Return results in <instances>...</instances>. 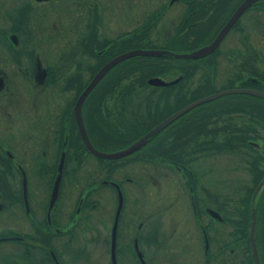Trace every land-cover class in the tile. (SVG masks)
<instances>
[{
    "label": "flooded vegetation",
    "instance_id": "flooded-vegetation-1",
    "mask_svg": "<svg viewBox=\"0 0 264 264\" xmlns=\"http://www.w3.org/2000/svg\"><path fill=\"white\" fill-rule=\"evenodd\" d=\"M149 1L154 5L144 14L145 27L149 28L145 33L153 32L151 21L159 22L166 16L170 24L168 28L167 25L163 27V33H217L243 0ZM102 2L14 0L10 12L3 9L7 0H0V18L4 19L0 27V264H228L230 260L250 264L249 256L253 264L249 244L250 213L247 231L242 227L246 225L242 206L246 208L249 178L237 175L239 188L228 193L224 189L218 197L223 195L225 200L216 198L214 168L210 161L206 162L213 156L210 154L215 148L212 138L204 137L201 143L207 156L200 155L199 151L193 158L184 159L179 155L170 157L163 149L166 143L161 133L168 131V125L152 132L138 148L118 158L96 155L85 145L75 119L74 104L78 87L90 77H83L82 69L88 64L86 57H93L92 68L100 66L123 51L118 45L121 35L131 36V31L121 35L118 32L113 37L102 33ZM263 14L264 0H252L224 33H260L262 38ZM48 16L54 20H49ZM33 18L51 22L82 21L83 30L75 33L73 40L71 33H65L70 36L69 44L56 50L52 57L53 51L41 48L35 41L34 37L39 34L30 33L28 23ZM42 35L52 38L59 33ZM248 37L249 42L244 47L262 56V45H254L251 36ZM213 64H217L216 55ZM250 66L253 69L249 70L246 65L245 75L242 73L236 81L241 86L264 92V67ZM66 70H70L68 74ZM104 96L86 95L79 106L87 139L100 151L111 152L128 146L163 118L143 125L146 113L142 115V108L148 99L134 93L113 94V109L107 112ZM94 98L97 102L93 106ZM9 105H13L12 109ZM256 118L257 129L248 132L244 144L259 152L261 145L254 134L260 133L262 140L264 122L261 116L255 115ZM80 148L85 156L81 164L83 169L87 158L91 157L95 159L97 170L95 175L90 174L95 179L89 180V172L82 176V167L77 168L81 185H76L75 194L71 195L75 179L66 166L80 164L77 162ZM142 149L146 154L136 159L137 152ZM62 151L60 177L55 196L50 200ZM131 161L148 162L154 168L145 176L143 170L136 179L131 174ZM246 161L241 158L231 170L237 167L234 170L248 171ZM157 165L163 167L165 175L166 167H173L180 185L187 187L184 193L188 195V204L184 206L180 201L177 206L179 229L169 230L171 213L167 203L163 200L152 202L151 191L146 188V184L153 185L156 179L152 172H157ZM252 170L250 181L253 180ZM131 180L139 183L138 190L145 192L142 200L136 190L131 191V186H127ZM115 184L121 192V204L114 224ZM104 185H111L115 190L108 213L104 207L108 195L100 190ZM255 185L251 195L262 197L264 185L253 195ZM184 193L179 192L176 203ZM260 215V208L255 209L253 236L258 264H264L263 249L254 235L260 232ZM217 224L224 226V231L217 230ZM184 234L187 235L185 239ZM173 245H176L174 249ZM181 249H191L192 254H180Z\"/></svg>",
    "mask_w": 264,
    "mask_h": 264
},
{
    "label": "rangeland",
    "instance_id": "rangeland-1",
    "mask_svg": "<svg viewBox=\"0 0 264 264\" xmlns=\"http://www.w3.org/2000/svg\"><path fill=\"white\" fill-rule=\"evenodd\" d=\"M102 3L104 4L103 23L100 26V28L103 29L102 33L109 37H113L118 32H120V35L129 31L132 32L130 37L121 35L118 42L119 50L141 47L145 49H165L168 51L164 56H150L148 58L136 56L132 58L130 57L122 61L121 64L115 66L116 68H112V70H110L106 77L100 82L98 88H96V93H92L93 95H105L103 104L104 110L107 112H110L113 109L111 106L113 94H138L139 96L148 99V102L144 104V107L142 108V115L146 113L143 118V125L148 126L151 122L166 116L174 111L175 108L177 109V107L179 108L189 101L220 89L236 86L238 84L236 78L241 77L246 65H248L249 70L253 69L250 64L254 65L256 69L264 67V35L261 38L260 33H225L216 48V52L208 54L207 57L205 56L206 58L196 60V62H194L195 60L188 61L182 57H175L170 53L190 52L205 44V41L207 40L206 38L210 35V37H212L215 33H190L187 37V41L184 40L185 37L182 36H186L188 33H179L181 34L182 41L174 40L169 42L170 39H178L179 35L177 36V33H163V27L167 25L168 28L170 24L166 16L164 18L162 17L159 22L151 21L153 32L149 33V39L142 38L141 40H138L139 36L136 34L142 33L140 31H145L148 27H145L144 21L147 18L144 17V14L147 9H150L154 5L153 1L103 0ZM14 5V0H7V5L3 7V9L11 12ZM263 16L264 14L261 17ZM48 19L54 20L52 16H48ZM28 24L30 33L39 34L34 37L37 44H39L41 48L53 51L52 57L55 55L56 50H61L65 45L69 44L67 42L70 39V36H66L65 33H71L73 40L75 33H82L83 30L82 21L81 23L73 21L51 22L48 20H38V18H33ZM1 25H4V19L2 20L0 18V27ZM138 25L143 26L140 29H137ZM42 33H59V36L47 38L43 36ZM249 35L251 36L254 45H262V52H260L262 56L258 55L253 50H249L250 48L244 47V45H247L249 42ZM214 55H216L217 58L216 65L213 64ZM86 61L88 63L87 67L82 69L84 78L87 75L89 76L90 71L94 68H92V66L95 63L93 62L92 56H87ZM181 65H183V72L180 70ZM187 66H189V68H187ZM59 71L62 73L63 68L61 67ZM69 71L70 70H66L65 73L68 74ZM180 72L187 74V76L182 81L172 83L171 86H149L142 82L145 81L147 77L156 75L161 76L165 80L172 79L179 75ZM236 94L238 93L224 94L213 99L205 100L191 107L176 117L167 126V128H169L168 131L161 133V135H163V141L166 143V146L163 149H165L167 155H170V157L173 158H175L176 155H179V157H182L183 159L193 158L194 155L199 154V151H201L200 155L207 156L208 153H203L202 151L203 144L201 143H203L202 141L204 137H210L214 140L215 148L214 150H210V154H213V156L210 159H207L206 162L210 161V164L213 165V182L215 184L213 186L214 188L215 186L217 187L216 198L222 199H224L223 195L221 197L218 196L224 193V189L228 193L231 189L239 188L238 180L236 179L237 175H248V185L251 188L252 180L250 181V169L245 172L238 169L234 170L237 167L231 170V167H234V164H239L241 158L248 161V168H250L251 164H258L259 167L262 165L264 166V134L262 140L259 139L261 135L260 133L254 134L258 137L256 141L261 145L259 152H255L251 146L244 144L246 138L249 137L248 132L257 129V126L256 123L253 122L255 119L247 116L249 110L245 101L248 100V98H244V96H236ZM96 102L97 99L94 98V102H92L93 106L96 105ZM237 102H239L240 106H243L244 108L230 112L225 110L224 107L226 105ZM11 106L13 105H9V109H12ZM137 111H140V109L137 108ZM105 115L106 114H104V116ZM246 120H251L248 125L244 124L246 123L244 122ZM11 138L12 136L9 130V139L11 140ZM13 139L15 140V138ZM241 144H244L245 146L241 147ZM242 151L243 154H241ZM77 152L79 155L77 162L80 164L75 166V163H69L66 166V169L70 172V176L75 179V181L72 179L71 195L75 194L76 185H81V181L78 180L80 171L77 170V168L80 169V167H82V159L85 158L82 148L78 149ZM143 154H146L144 149L138 151L136 154L137 157L135 158L137 159L139 156H143ZM96 166L95 159L88 157L84 169L82 167V176L87 174L86 171L89 172V175H95V170H97ZM153 168L148 162L131 161V174L136 179L140 177L139 175L143 170V175L145 176L146 172L148 174ZM156 168L157 172H152L156 179L153 185L146 184V188L148 191H151L152 202L163 200L167 203L168 212L171 213V225L169 226V230H171L172 227L179 229L180 224L178 221L177 206L180 201L183 202L184 206L188 204V195H185L184 193L187 191V187L180 185L179 180H177L179 175L173 167H166L167 175L162 173L163 167L161 169L160 165H157ZM73 170H76L77 173L74 174ZM159 170H161L160 173ZM100 173H102V171ZM93 179L95 178L90 175L89 180ZM176 180L179 185L176 184ZM227 181L230 182L227 183ZM138 185L139 183L137 184L135 180H131L130 185L127 182V186H129V188L131 186V191L136 190L141 198L140 200H142L145 196V192L138 190ZM218 186L222 187V189L218 188ZM100 190L105 196L108 195V200L104 202V207L108 213L111 205H113L115 190L111 185L101 186ZM179 190L181 191V194L184 193L185 196L182 197V199L180 198L176 203L177 197H179ZM160 193L163 195L160 196ZM261 194L262 197L260 195L257 198L255 206L256 211L261 208V227L260 232L254 234L255 239H258L260 244H262V236H264V209L262 208V205H260L264 195V188H262ZM226 204L229 206L228 203ZM244 205H246V208L242 206V215L246 216V225H242V227H245L247 231L248 205ZM107 207H109V209ZM217 228V230H223L224 226L217 224ZM243 235L244 238H246V235ZM183 238H187V235L184 234ZM175 247L176 245H173V249ZM247 250L249 255V249ZM179 253L190 256L192 251L191 249H181ZM228 264H238V262H236V260H230Z\"/></svg>",
    "mask_w": 264,
    "mask_h": 264
},
{
    "label": "water",
    "instance_id": "water-1",
    "mask_svg": "<svg viewBox=\"0 0 264 264\" xmlns=\"http://www.w3.org/2000/svg\"><path fill=\"white\" fill-rule=\"evenodd\" d=\"M252 0H243L236 8L235 10L232 12V14L227 18V20L225 21V23L221 26V28L219 29V31L217 33H215V35L213 36V38L195 48L194 50L187 52V53H170L171 55L175 56V57H182L185 59H196V58H200L205 56L206 54L210 53L215 46L217 45V43L220 41V39L223 37V35L225 34V30L228 28V26L231 24V22L234 20V18L237 16V14L243 9L245 8ZM168 51L165 49H145V48H141V47H134V48H130L127 50H124L114 56H112L111 58H109L108 60H106L94 73L93 75L90 77V79L88 80V82L84 85V87L81 89V91L79 92L76 100H75V104H74V115H75V119L78 125V129L80 131L81 137L85 143V145L87 146V148L94 154L99 155V156H104V157H108V158H118V157H122L126 154H128L129 152H132L133 150H135L136 148H138L144 141L145 138L147 136H149L152 132L156 131L157 129L167 125L169 122H171L174 118H176L177 116L181 115L182 113H184L185 111H187L188 109H190L191 107L205 101V100H209V99H213L216 97H219L221 95L224 94H229V93H248V94H253L255 96L264 98V92L251 88V87H242V86H238V87H228V88H224V89H220L218 91H215L213 93H209L207 95L198 97L192 101H189L188 103L182 105L181 107L175 109L174 111H172L171 113H169L168 115H166L165 117H163L162 119H160L155 125H153L148 131H146L141 137H139L138 139L132 141L128 146L121 148V149H117L111 152H103L100 151L96 148H94L90 142L87 139L86 133L83 129V125L81 123V118H80V113H79V106L81 101L84 99V97L88 94V92L94 87V85L98 82V80L103 76V74L114 64L118 63L119 61L128 58L130 56L133 55H151V56H158V55H162L164 53H167ZM179 79V77H175L173 79H169V80H165L162 79L158 76H151L147 78V82L153 85H168L171 84L173 82H176ZM62 161H63V151L60 153L59 159H58V163L56 165V175L53 181V186H52V191H51V196H50V200H52L55 196L56 193V188H57V184H58V180L60 177V172H61V167H62ZM264 184V174L262 175V177L260 178V180L258 181V183L256 184L253 193H255L259 188L262 187V185ZM116 190H117V205H116V209H115V218H114V224L116 222V217L120 208V204H121V193L120 190L118 188V186L115 184ZM254 212L255 209L254 207L251 208L250 211V225H249V244H250V250H251V255H252V259H253V264H258V256H257V250H256V245H255V240H254V236H253V230H254ZM213 213V212H212ZM214 214V213H213ZM114 226V225H113Z\"/></svg>",
    "mask_w": 264,
    "mask_h": 264
},
{
    "label": "trees",
    "instance_id": "trees-1",
    "mask_svg": "<svg viewBox=\"0 0 264 264\" xmlns=\"http://www.w3.org/2000/svg\"><path fill=\"white\" fill-rule=\"evenodd\" d=\"M150 25V24H149ZM148 28V27H147ZM140 32H142V33H137L136 35H138L139 37H138V40H141L142 38H144V39H146V38H148L149 39V33H145L144 31H140ZM132 34V33H131ZM179 35V38L178 39H170L169 40V42H171V41H174V40H176V41H182V38H181V34H179V33H177V36ZM188 35H190V33H188V34H186V36H182V37H185L184 38V40H186L187 41V37H188ZM176 36V37H177ZM211 36V35H210ZM210 36H208L206 39V41L205 42H207V41H209L212 37H210ZM147 39V40H148ZM89 45H91L90 43H89ZM213 52H216V49H214L211 53H213ZM210 53V54H211ZM166 53H164V54H162V55H160V56H164ZM136 57H146V58H148V57H150L149 55H135ZM135 56H132V57H135ZM131 57V58H132ZM152 57H154V56H152ZM206 57H207V55H206ZM205 56L204 57H202V58H206ZM202 58H198V59H186V60H195L194 62H196V60H199V59H202ZM185 59V58H184ZM126 60V59H125ZM124 61V60H123ZM193 62V61H192ZM122 62H119L118 64H121ZM117 64V65H118ZM189 64H191V63H189ZM100 65V64H99ZM116 65V66H117ZM185 65H188V64H185ZM99 66H95L91 71H90V75L89 76H91L94 72H95V70L98 68ZM182 67H183V65H181V68H180V70L182 71V70H184V69H182ZM113 68H116L115 66L113 67ZM187 68H189V66H187ZM110 70H112V68L111 69H109L105 74H104V76L101 78V79H103V78H105L106 77V75L108 74V72L110 71ZM183 72V71H182ZM182 72H180V78L175 82V83H177V82H179V81H182L186 76H187V74H184V73H182ZM190 72V71H189ZM184 74V75H183ZM100 82H101V80L93 87V89L92 90H90V92L88 93V94H92V93H96V88H98V86L100 85ZM142 82H144L145 83V81H142ZM84 86V84H82V85H80L79 87H78V89H77V91H80V89L82 88ZM170 86H171V84H170ZM236 96H244V98H248V100H246L245 101V103H246V105H247V107H248V110H249V112L247 113V116H249V117H252V118H254L255 119V115H257V116H261L262 118H263V122H264V99H261V98H259V97H257V96H253V95H246V94H240V93H238V94H236ZM181 106V105H180ZM225 110H227V111H236V110H241V109H243L244 107L243 106H240V103L239 102H237V103H234V104H229V105H226L225 107ZM251 121V120H250ZM250 121H244V122H246V123H244L245 125H248L249 124V122ZM258 120H257V118L253 121L254 123H256ZM264 125V124H263ZM263 154H264V151H263ZM263 158H264V156H263ZM264 161V160H263ZM261 167V168H260ZM259 167V165H254V164H252V165H250V168L249 169H253L252 170V174H253V180H252V185H251V188H250V190H249V194H248V200H247V205H248V214L250 213V206L251 205H254V207L256 206V202H257V198H255L254 196H252L251 195V191H252V187L259 181V179L261 178V176L263 175V173H264V166L262 165V166H260ZM260 168V169H259ZM255 169V170H254ZM251 177H252V175H251ZM263 188H264V186H263ZM260 205H262V208L264 209V195H263V198H262V202H261V204ZM260 210H261V208H260ZM263 220H264V215H263ZM261 247H262V249H263V255H264V236H262V244H261ZM248 249H249V247H248ZM249 258H250V264H252V260H251V257L249 256Z\"/></svg>",
    "mask_w": 264,
    "mask_h": 264
},
{
    "label": "bare ground",
    "instance_id": "bare-ground-1",
    "mask_svg": "<svg viewBox=\"0 0 264 264\" xmlns=\"http://www.w3.org/2000/svg\"><path fill=\"white\" fill-rule=\"evenodd\" d=\"M122 62V61H121Z\"/></svg>",
    "mask_w": 264,
    "mask_h": 264
}]
</instances>
